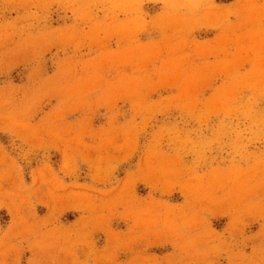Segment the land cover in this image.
Here are the masks:
<instances>
[{"label":"rangeland","instance_id":"rangeland-1","mask_svg":"<svg viewBox=\"0 0 264 264\" xmlns=\"http://www.w3.org/2000/svg\"><path fill=\"white\" fill-rule=\"evenodd\" d=\"M0 264H264V0H0Z\"/></svg>","mask_w":264,"mask_h":264}]
</instances>
